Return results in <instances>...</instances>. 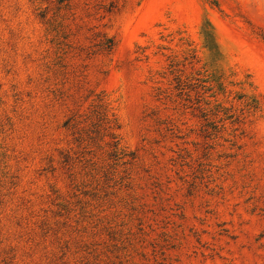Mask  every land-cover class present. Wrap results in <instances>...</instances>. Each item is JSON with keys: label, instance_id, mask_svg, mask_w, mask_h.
<instances>
[{"label": "rangeland", "instance_id": "rangeland-1", "mask_svg": "<svg viewBox=\"0 0 264 264\" xmlns=\"http://www.w3.org/2000/svg\"><path fill=\"white\" fill-rule=\"evenodd\" d=\"M0 264H264V0H0Z\"/></svg>", "mask_w": 264, "mask_h": 264}]
</instances>
